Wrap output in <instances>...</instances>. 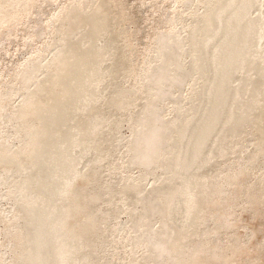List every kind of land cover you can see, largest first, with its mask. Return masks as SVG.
I'll return each instance as SVG.
<instances>
[{
	"label": "bare ground",
	"instance_id": "obj_1",
	"mask_svg": "<svg viewBox=\"0 0 264 264\" xmlns=\"http://www.w3.org/2000/svg\"><path fill=\"white\" fill-rule=\"evenodd\" d=\"M53 1L0 0L29 51L0 71V264H264L229 232L264 219V0Z\"/></svg>",
	"mask_w": 264,
	"mask_h": 264
},
{
	"label": "rangeland",
	"instance_id": "obj_2",
	"mask_svg": "<svg viewBox=\"0 0 264 264\" xmlns=\"http://www.w3.org/2000/svg\"><path fill=\"white\" fill-rule=\"evenodd\" d=\"M39 1H41V0H39ZM55 1H57V0H54L53 1V3H55ZM69 1H71V0H67V1H65V0H63V1H61V9H62V7L64 6V4H69ZM144 1H149V0H144ZM160 1H163V3H169V5H171V7H173V9H175V7H177V6H179V5H177V3H181V0H179V1H177V0H175V1H173V0H160ZM63 3V4H62ZM130 3L133 5L134 3H133V0H130ZM135 4H137V3H135ZM196 4V3H195ZM122 5H123V3H122ZM121 5V6H122ZM51 7H53V6H51ZM165 7H167V5H165ZM61 9H59V11L61 10ZM120 9H122L121 7H120ZM42 10V9H41ZM176 10V9H175ZM59 11H55V9H53V13H55V15L57 14V13H59ZM49 13H51V11L49 12ZM53 13H51V17H45V19H43V21H47V19H53V17H55V15H53ZM31 14H33V11H32V13ZM156 17V16H155ZM155 17H153V19H151V21H155ZM25 18V17H24ZM21 21H23V19H21ZM23 24H25V23H23ZM188 24V23H187ZM17 25H19V23H17ZM43 39H45V37H43ZM47 39H49V37H47ZM27 42V39L26 38H23L22 37V39H19V40H17V41H14V42H11L10 43V45L8 44L7 45V47H6V50H5V52H6V54H4V55H2L1 53H4V52H0V71L2 70H4L5 69V67L6 68H11L12 66H16L17 64H19V63H21V61H23V59H25V57H27V53H29V51L27 50V51H25L26 49H25V45L27 44L26 43ZM41 43H43V41H41V42H39V41H35V42H33V44L32 45H34V47H35V45H37V47H40L41 46ZM47 43H49V41H47ZM113 43V45H115V42H112ZM57 44V43H56ZM55 44V45H56ZM55 45H53V47H55ZM9 46V47H8ZM53 47H51V49H53ZM36 48V47H35ZM51 49L49 50V53H47V55H45V57H49V55H51ZM57 49H55V51H56ZM55 51H53V55H54V53H55ZM33 53V51H31V54ZM35 55H37V53L35 54ZM53 55H51V57H49V59H47V61H50L51 59H52V57H53ZM30 56V55H29ZM32 57H33V55H31ZM28 58V57H27ZM47 61H45V63H47ZM26 62V59H25V61H23V63H25ZM23 65H19V67H22ZM7 71V69H5L4 70V72H6ZM45 74H43L42 75V77L44 76ZM194 79H197V77H193ZM99 89H101V87H99ZM187 91V90H186ZM188 92V91H187ZM21 93H23V92H21ZM21 93H20V95H21ZM86 107L87 106H82L80 109H79V111H81V110H83L84 108H85V110H86ZM133 112H135V110L133 111ZM132 112V113H133ZM89 114V113H88ZM71 128V127H70ZM127 131H129V133H130V130H129V128H128V125H125V128H122L121 129V135L123 134V136H125L126 134H127ZM243 144V143H242ZM244 145V144H243ZM252 145V144H251ZM245 151H247L246 149H245ZM83 163H85V160L84 161H82ZM82 162L80 163L81 165H83L82 164ZM228 169L226 168V169H224L223 170V172H225V171H227ZM232 171V169H231V167H230V172ZM137 172V171H136ZM135 172V173H136ZM158 172H159V174H158ZM161 171H155V173L154 174H156L155 175V179H151V178H149V177H147L148 179H151V181H153V183H155V181H159V175H162L161 173H160ZM135 173H133L134 175H135ZM153 173H152V175H154ZM151 175V177H153ZM157 176V177H156ZM225 179L226 178H223V181H225ZM163 180V179H162ZM146 181V180H145ZM159 182H162L161 180L159 181ZM153 183H151V185H153ZM223 184V183H222ZM150 185V186H151ZM148 191V190H147ZM145 194V191H144V193H143V195ZM142 195V196H143ZM157 197H158V195H157ZM157 197H155V199H157ZM143 198H145V196H143ZM160 200V199H159ZM165 204V203H164ZM167 204L168 203H166L164 206H165V208H166V206H167ZM13 205H14V203H13ZM236 211V212H235ZM243 212V211H242ZM219 214V213H218ZM235 217H234V216ZM232 215V218L234 219L233 221H235V222H232V224L234 225H232V228L231 229H233V230H235V231H231V229H230V231L229 232H231L232 234H235V236L237 237H239V236H241L242 235V231L241 230H243V229H246V228H248V230L251 228V229H253L254 230V237L251 239V245H254V244H256L260 239H261V237H262V235L264 234V232H263V230H264V219H258V221H257V219H249V216L245 213V212H243V213H241V211H240V213L239 212H237V210H234V214ZM131 215H129V219H131ZM238 217V218H237ZM119 219H121V221H123V219H125V217H119ZM129 219H127V221H129ZM157 219H159V217H155V219H153L154 221L153 222H151V224L155 227V221H157ZM161 219H159V221H160ZM241 222H240V221ZM252 220H254V221H252ZM121 221H119V224H120V222ZM127 221H125V223H127ZM238 221V222H237ZM207 222V221H206ZM205 222V223H206ZM237 222V223H236ZM125 223H124V225H125ZM204 223V224H205ZM209 223L210 222H207V224L209 225ZM204 224L202 225V227L204 226ZM206 224V225H207ZM237 224V225H236ZM240 224V225H239ZM160 224L159 223H157V226L156 227H158ZM207 225V226H208ZM118 226V225H117ZM155 227V228H156ZM238 227V228H237ZM245 227V228H244ZM204 228V227H203ZM236 228V229H235ZM239 228H243V229H239ZM100 229H101V227H100ZM238 229V230H237ZM262 229V230H261ZM102 231H103V229H101ZM203 230V229H202ZM145 231H147V229H145ZM144 231V232H145ZM200 231H201V229H200ZM104 232V231H103ZM234 232V233H233ZM260 232V233H259ZM198 234H199V229H198V232H197ZM247 233H248V231H247ZM226 235H228L227 233H225ZM257 234V235H256ZM105 235H107V233H105L104 232V237H105ZM194 236H195V233L193 234ZM256 235V236H255ZM107 241V237H105V241H102V243H105ZM97 242V241H96ZM223 245V244H222ZM142 252V251H141ZM247 255H250V254H247Z\"/></svg>",
	"mask_w": 264,
	"mask_h": 264
}]
</instances>
